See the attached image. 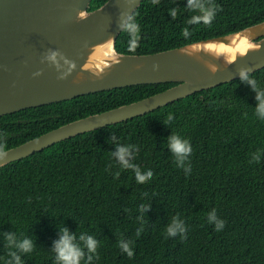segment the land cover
<instances>
[{
  "label": "trees",
  "instance_id": "16d2710c",
  "mask_svg": "<svg viewBox=\"0 0 264 264\" xmlns=\"http://www.w3.org/2000/svg\"><path fill=\"white\" fill-rule=\"evenodd\" d=\"M262 20L264 0H143L127 23L138 31L125 26L116 47L153 53ZM176 84L118 87L0 116V150ZM262 103L264 67L0 167V264H64L56 251L64 229L83 252L79 264H264ZM174 135L191 147L182 158ZM120 148L135 167H124ZM137 169L152 176L138 183ZM177 224L182 231L170 235ZM25 240L30 251L20 247Z\"/></svg>",
  "mask_w": 264,
  "mask_h": 264
},
{
  "label": "water",
  "instance_id": "95a60500",
  "mask_svg": "<svg viewBox=\"0 0 264 264\" xmlns=\"http://www.w3.org/2000/svg\"><path fill=\"white\" fill-rule=\"evenodd\" d=\"M92 1L0 0V116L118 87L177 84L5 149L0 167L264 67V20L153 53H124L117 38L143 0L95 8Z\"/></svg>",
  "mask_w": 264,
  "mask_h": 264
},
{
  "label": "clouds",
  "instance_id": "9594fccd",
  "mask_svg": "<svg viewBox=\"0 0 264 264\" xmlns=\"http://www.w3.org/2000/svg\"><path fill=\"white\" fill-rule=\"evenodd\" d=\"M204 19H205V23L209 22L208 17H205ZM126 30L130 32L133 36H135L136 32L138 31L137 26L133 23L127 24ZM136 46H137L136 41L135 39H133L132 48L135 49ZM50 58L55 60V54H53V56ZM244 78L246 79V77ZM259 111L262 114H264V103L260 105ZM170 146L178 158H182L191 152V147L187 145V142H182L175 135L170 138ZM5 154L6 153L3 150H0V156H3ZM117 155L119 156V159L123 163L124 167H135L134 165H130L125 158L127 155H129V152L126 148H120ZM136 176H137L138 183H143L145 182L146 178H150L152 176V173L149 172L146 177L144 175H141L139 170L137 169ZM177 229H180V226L178 224L175 225L174 227H169L168 233L174 236L176 235ZM180 230L182 231V229ZM63 231L65 235L56 244V251L58 253V259L63 261L64 264H79L80 258L83 256V252L76 245L72 243V240L74 239V237H70L68 235V230L64 229ZM87 246L90 251L94 252L96 250V241L93 240L91 237H89L87 239ZM20 247H22L23 250L25 251H30L32 247L31 241L29 240L23 241ZM122 247L124 251L128 253L129 256L133 255L131 249L129 248L127 244H122Z\"/></svg>",
  "mask_w": 264,
  "mask_h": 264
}]
</instances>
